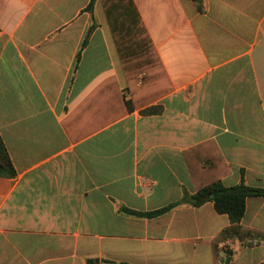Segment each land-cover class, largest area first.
Instances as JSON below:
<instances>
[{"label":"crops","instance_id":"crops-1","mask_svg":"<svg viewBox=\"0 0 264 264\" xmlns=\"http://www.w3.org/2000/svg\"><path fill=\"white\" fill-rule=\"evenodd\" d=\"M200 6L0 0V264H213L230 220L210 201L126 211L193 194L200 155L264 188V0ZM241 223L264 231L263 196ZM249 242L219 254L264 264Z\"/></svg>","mask_w":264,"mask_h":264},{"label":"trees","instance_id":"trees-1","mask_svg":"<svg viewBox=\"0 0 264 264\" xmlns=\"http://www.w3.org/2000/svg\"><path fill=\"white\" fill-rule=\"evenodd\" d=\"M193 1L196 3L198 9H201L200 0ZM90 6L91 4L88 8ZM90 30H88L87 34H89ZM200 156L197 164L194 161L187 160L188 167L196 184V190L193 194H186L181 200L169 203L151 212L125 210L131 214L150 217L166 212L182 203L199 206L210 201L217 213L227 214L230 220V223L222 228L210 242L213 264H227L232 258V251L227 249L224 256L219 254L221 250L219 245L227 239L236 237L242 243H250L249 241L264 243V231L247 227L241 223L245 212L246 198L249 196L264 197V188L252 187L244 182L225 186L221 182V176L228 171V167L221 156L215 157L213 154ZM202 161L206 163V166L202 164ZM15 173L12 161L0 136V176L13 177Z\"/></svg>","mask_w":264,"mask_h":264}]
</instances>
